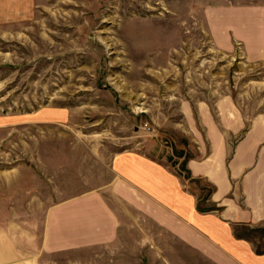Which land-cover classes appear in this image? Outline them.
Masks as SVG:
<instances>
[{"label": "rangeland", "instance_id": "rangeland-1", "mask_svg": "<svg viewBox=\"0 0 264 264\" xmlns=\"http://www.w3.org/2000/svg\"><path fill=\"white\" fill-rule=\"evenodd\" d=\"M34 7L0 31V264H215L147 219L137 232L133 210L122 248L44 252L45 208L107 192L121 151L168 165L200 211L223 206L187 161L224 160L236 175L226 198L262 215L235 235L264 259V0Z\"/></svg>", "mask_w": 264, "mask_h": 264}, {"label": "crops", "instance_id": "crops-1", "mask_svg": "<svg viewBox=\"0 0 264 264\" xmlns=\"http://www.w3.org/2000/svg\"><path fill=\"white\" fill-rule=\"evenodd\" d=\"M34 6L35 0H0V31L31 19ZM110 166L112 180L106 184L107 192H82L45 208L40 237L44 252L96 253L99 247L122 248L120 232L129 235V229L122 226L130 221L133 210L140 222L133 219L132 226L136 224L139 233L143 232L139 224L147 219L159 232L198 250L215 264H264L251 243L235 235V226L258 223L262 215L245 212L235 200L226 198L236 175L225 177L224 160L187 161L192 176H205L214 184L212 200L223 206L214 211H200L196 196L161 161L121 151ZM141 238L145 242L148 237ZM150 247L157 248L155 243ZM156 254L161 257L160 250Z\"/></svg>", "mask_w": 264, "mask_h": 264}]
</instances>
